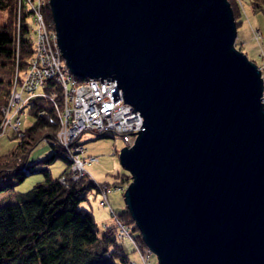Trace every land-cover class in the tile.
Listing matches in <instances>:
<instances>
[{
  "label": "water",
  "instance_id": "water-1",
  "mask_svg": "<svg viewBox=\"0 0 264 264\" xmlns=\"http://www.w3.org/2000/svg\"><path fill=\"white\" fill-rule=\"evenodd\" d=\"M49 2L70 71L115 81L143 117L120 160L158 264H264V79L230 2Z\"/></svg>",
  "mask_w": 264,
  "mask_h": 264
},
{
  "label": "trees",
  "instance_id": "trees-1",
  "mask_svg": "<svg viewBox=\"0 0 264 264\" xmlns=\"http://www.w3.org/2000/svg\"><path fill=\"white\" fill-rule=\"evenodd\" d=\"M250 1L253 9L264 12V0ZM229 2L234 14L236 5L241 15L236 1ZM0 10L8 14V20L0 25V87L7 95L12 87L17 55L20 68L25 69L34 53V40L28 22L30 11L22 2L20 5L19 0H0ZM46 16L52 24L49 3ZM49 89L58 99L51 101L38 97L32 100L29 112L36 120L24 131L14 150L0 155V176L13 171L23 181L27 172L32 174L36 168L29 164L28 158L43 140L51 145L52 152L42 161L51 165L63 158L67 166L58 176H53L49 169L44 170L45 179L30 190L18 193V202L0 205V264H128L130 257L118 240L115 228L100 234L94 213L81 206L88 200V193L102 184L89 174L78 180L71 179L72 159L56 139L59 119L55 102L62 99V89L54 81L50 82ZM98 136L115 135L102 133ZM62 175L66 176L65 182L60 180ZM11 185V182L0 183V193ZM119 217L134 224L136 236L142 238L128 209L120 212Z\"/></svg>",
  "mask_w": 264,
  "mask_h": 264
},
{
  "label": "rangeland",
  "instance_id": "rangeland-1",
  "mask_svg": "<svg viewBox=\"0 0 264 264\" xmlns=\"http://www.w3.org/2000/svg\"><path fill=\"white\" fill-rule=\"evenodd\" d=\"M36 1L38 0H35L34 2ZM49 1L50 0L44 1L41 10L48 25H50L53 29L56 30L54 22H52V24L49 23L46 16V6L48 3L50 4ZM232 1L234 2V0ZM235 1L240 9V12L242 13L240 15L236 5H234L236 10L235 12L236 15L234 14V11L233 14L238 29L236 47L241 51L245 52L246 55L249 57V59L257 63L259 68H261V65L264 61V58L261 56V53L264 52V12L262 10L253 9L250 0H235ZM21 2L30 11L28 22L30 24L33 33L32 39L34 40V47H35V34L33 30H34V25L36 26L37 22L34 21V17L31 15L32 5L31 4L29 5L28 3L25 4L26 0L23 1L19 0L20 4ZM7 20H8L7 12L0 10V25L4 24ZM20 24L21 23L19 21L17 23L18 40L21 29ZM16 65L18 66H16V69L14 71L13 83L9 94L6 95L5 92L1 90L0 87V113H1L0 155L10 153L12 150H14L17 144L20 142V139L24 136L25 133L24 131L30 128L34 124L36 120L35 116L29 112V105L33 99L38 97H42L51 101H55L56 99H58L55 93L49 89L50 82L53 81L50 79L47 80V82L45 83L46 84L45 89L38 90V93L39 94L42 93V94L35 96V94H30L27 91H25V93L21 95V93H19L21 91V85L25 82L21 78L25 71L27 72L29 71L27 69L29 63L26 67V70L25 69L23 70L22 68H20L18 55H17ZM1 72H2V68L0 66V74ZM263 72L264 71H261L262 77L264 79ZM56 84L60 85L58 82H56ZM60 87L62 89L61 90L62 99L60 101L55 102V107L59 119V130L56 134V139L58 141H59L58 133L60 132V128H61L59 112L63 109L62 105H64V89L62 88L61 85ZM15 97H19V101L16 102L15 106L9 107L10 103ZM28 97H30L29 98L30 101L28 100L27 105H24L25 100ZM123 101L124 103H126L125 100ZM10 108L12 109L9 111ZM8 111L9 113H7ZM14 112H17V114L13 115ZM7 121L8 123H6ZM13 125L16 126L14 127ZM18 126H19V130H18ZM98 135L99 134L97 133L86 131L81 137L82 138L81 142L84 144L83 146L85 148L86 156H96L98 158L97 161L95 160V162L90 161L89 164L86 165V170L91 176V178L94 179L96 182L102 185L103 184L107 185L109 191L107 193L109 205L104 206L102 204V200H103V194H101L102 189L93 188L88 193V200L83 201L81 203V206L91 209V211L94 213L100 234L106 233V231H109L111 227H114L116 231V235H118V233L120 232L119 226L122 224L126 225L127 227L132 226L134 230V224L127 222L128 221L127 219H126L127 221L125 220L123 221V219L119 217L120 212H122V209L118 207L119 201H122V204L126 207L124 193L126 188L129 186V184L132 181L130 177V173L123 167L120 160L121 149L125 146H129L130 144L127 145L128 142H125L123 138L120 137L119 135L112 134L115 136H110V137H99ZM62 147L64 149L66 148L64 145H62ZM51 149H52L51 145L48 144L46 140L41 141L35 147V149L32 151V153L28 158V162L30 165H35L36 170L32 174L26 171L28 175L25 177L23 181H20L13 171H9L4 176H0V183H9V182L12 183L11 188H9L7 191L0 193V205L18 202V197H17L18 193L26 192L30 190L38 181L45 179L44 170L49 169L52 172L53 176H58L61 174V172L67 166V163L63 158H59L55 163L51 165L44 163L42 161L52 152ZM72 167L73 166H70V171ZM27 169L29 170V165H27ZM80 177H76V178L72 177L71 179L78 180L80 179ZM65 178L66 176L62 175L60 177V180L64 182L63 179ZM112 211L114 213H112ZM107 221L114 222V224L111 226L106 225L104 222ZM135 238H136V234H135ZM118 240L123 243L124 248L126 249V252L130 257L128 264H133V263L143 264L140 251L137 249L138 247H136V245H138L137 243L142 244V246H139V248L144 253L145 257L148 256V259L150 260V264H158L157 255L153 252L150 253L147 251V248L149 247L145 244L143 238L140 239L139 237H137V239L135 240L136 244H133L134 242L131 241L130 239L122 240L118 237Z\"/></svg>",
  "mask_w": 264,
  "mask_h": 264
},
{
  "label": "built area",
  "instance_id": "built-area-1",
  "mask_svg": "<svg viewBox=\"0 0 264 264\" xmlns=\"http://www.w3.org/2000/svg\"><path fill=\"white\" fill-rule=\"evenodd\" d=\"M34 1L26 0L25 2V4L32 5L31 15L37 24L34 25L33 30L35 47L27 67L29 73L25 71L22 75L21 79L25 82H22L19 93L23 95L27 91L30 94H35V96L40 95L42 93L39 94L38 90L45 89V83L49 79L58 82L62 86L64 89V105H62L63 109L59 112L61 128L58 138L60 144L66 147L67 155L72 159V177H82L89 174L86 165L90 161L95 162L98 159L96 156H86L84 144L80 140L84 132L119 135L125 142H128L127 145H133L138 133L134 131L141 128L143 117L131 105L124 103L122 90L119 89L115 81H102L93 78L80 79L70 71L59 49L57 32L48 25L42 13L41 8L45 0ZM261 56L264 58V52L261 53ZM260 69L264 71V61ZM29 98L25 100L24 105H27L28 100L30 101ZM18 101L19 97L13 98L9 107L15 106ZM15 114L17 112L13 113V115ZM63 181L65 182V179ZM103 185H98V188L102 189V191L100 190L103 194L102 204L107 206L109 205L107 198L109 191L107 185ZM112 213L114 212L112 211ZM119 228L120 232L117 236L120 239H130L134 242L133 244H136L137 236L135 238L136 233L132 226L127 227L122 224ZM137 244L136 247L140 251L143 264H150L148 256L145 257L139 248L142 244ZM147 251L152 252L150 248H147Z\"/></svg>",
  "mask_w": 264,
  "mask_h": 264
},
{
  "label": "crops",
  "instance_id": "crops-1",
  "mask_svg": "<svg viewBox=\"0 0 264 264\" xmlns=\"http://www.w3.org/2000/svg\"><path fill=\"white\" fill-rule=\"evenodd\" d=\"M81 141H82V138H81ZM118 207H120L122 209V211L126 209V207L122 204V201H119ZM104 223L106 225H109V226L114 224V222H111V221H107V222H104Z\"/></svg>",
  "mask_w": 264,
  "mask_h": 264
},
{
  "label": "bare ground",
  "instance_id": "bare-ground-1",
  "mask_svg": "<svg viewBox=\"0 0 264 264\" xmlns=\"http://www.w3.org/2000/svg\"><path fill=\"white\" fill-rule=\"evenodd\" d=\"M76 77H78V76H76ZM79 78V77H78ZM138 237V236H137Z\"/></svg>",
  "mask_w": 264,
  "mask_h": 264
}]
</instances>
